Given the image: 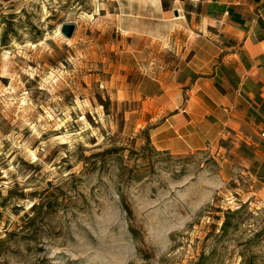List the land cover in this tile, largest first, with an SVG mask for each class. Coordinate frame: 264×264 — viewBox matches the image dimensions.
I'll use <instances>...</instances> for the list:
<instances>
[{"label":"rangeland","instance_id":"rangeland-1","mask_svg":"<svg viewBox=\"0 0 264 264\" xmlns=\"http://www.w3.org/2000/svg\"><path fill=\"white\" fill-rule=\"evenodd\" d=\"M139 15L119 0H0V264H264V200L235 144L147 142L139 80L171 78L177 57L157 23L140 37Z\"/></svg>","mask_w":264,"mask_h":264},{"label":"crops","instance_id":"crops-1","mask_svg":"<svg viewBox=\"0 0 264 264\" xmlns=\"http://www.w3.org/2000/svg\"><path fill=\"white\" fill-rule=\"evenodd\" d=\"M119 1L138 7L140 37L153 21L164 41H174L173 76L157 85L145 75L139 80L153 109L146 118L150 146L184 155L231 140L239 178L264 200V0ZM148 7L156 20L141 15Z\"/></svg>","mask_w":264,"mask_h":264},{"label":"trees","instance_id":"trees-1","mask_svg":"<svg viewBox=\"0 0 264 264\" xmlns=\"http://www.w3.org/2000/svg\"><path fill=\"white\" fill-rule=\"evenodd\" d=\"M147 142H149V140H147ZM32 208L34 211V209H36L35 205L32 206ZM124 208H125V211L127 213H129V210L125 207V205H124ZM239 213H240V209L237 211H234V212L233 211L226 212L225 217H224V222L221 226V235L222 236L226 235L229 232V228L231 226V218H234ZM8 236L10 237V235H8ZM4 243H6V241H2V240L0 241V244H4ZM210 260H211V258L209 256L202 255L196 264H209Z\"/></svg>","mask_w":264,"mask_h":264},{"label":"water","instance_id":"water-1","mask_svg":"<svg viewBox=\"0 0 264 264\" xmlns=\"http://www.w3.org/2000/svg\"><path fill=\"white\" fill-rule=\"evenodd\" d=\"M74 25L69 24V25H62L60 28V33L66 38V39H70L73 35L74 32Z\"/></svg>","mask_w":264,"mask_h":264}]
</instances>
